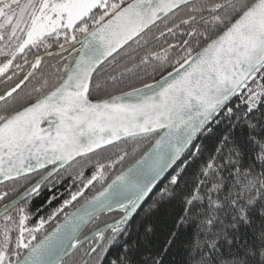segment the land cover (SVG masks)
I'll use <instances>...</instances> for the list:
<instances>
[{"label": "snow or ice", "instance_id": "obj_1", "mask_svg": "<svg viewBox=\"0 0 264 264\" xmlns=\"http://www.w3.org/2000/svg\"><path fill=\"white\" fill-rule=\"evenodd\" d=\"M182 9L189 39L146 48L156 22L172 33L166 21ZM137 48L143 55L128 67ZM46 58H55L51 71L21 96ZM153 59L152 73L166 74L145 73L152 82L140 77V87L111 94L109 85ZM18 73L0 92V201H8L0 264H67L78 252L76 264H102L116 244L124 251L110 264H165L179 231L193 226L182 264H264V0H0V77ZM234 98L241 104L230 107ZM213 126L218 140L183 195L176 230L141 259L138 241L118 237L161 177L191 149L201 152L194 141ZM137 153L108 182V170ZM65 173L72 184L60 193ZM96 182L101 189L87 196ZM42 193L48 206L59 203L33 223L29 204ZM113 212L119 218L100 226Z\"/></svg>", "mask_w": 264, "mask_h": 264}, {"label": "trees", "instance_id": "obj_2", "mask_svg": "<svg viewBox=\"0 0 264 264\" xmlns=\"http://www.w3.org/2000/svg\"><path fill=\"white\" fill-rule=\"evenodd\" d=\"M186 12V9H182L178 11L175 16L170 15L171 18L166 21L167 27L173 29L172 33H169L166 30L164 22H160L152 27L149 36L145 37V39L149 41L145 47L159 51L161 48H166L167 44H177L183 39H189V37L185 35V33L190 30L189 26L180 25V20L187 18ZM174 24L180 25V27L176 28L173 26ZM162 31L164 32V35L160 36V32ZM133 47L136 48L135 45H133ZM177 51L178 49L169 50V57L172 58L176 56ZM40 52L43 53V49H41ZM129 55L133 57V59H125L123 63L128 67H131L132 63L139 62V56L143 55V52L137 48L136 52H130ZM49 60H51V63H55V58H46L45 63H42L41 68L37 71L36 77L30 78L29 81L20 90H18L21 96H24L25 93L29 92L34 86H36L41 73L47 74L51 71V69L48 67ZM157 63L158 62L153 59L148 67H141L140 69L134 70L132 73L124 74L123 78L118 80L114 85H109V91L111 94L115 95L122 91H128L131 89V87H140V77H143L144 82L146 83L152 82L151 79L145 75V73H150L152 74L153 78L159 79L160 75L166 74V71H157L153 74L152 68L156 67ZM168 70H170V67ZM19 74L20 73H18L16 76H13L12 81H6L5 77H0V81H5L4 83H0V92H2L6 86H14L15 83L18 82L19 78L22 77V75L18 77ZM8 75H12V73L9 71ZM237 104H241V101L238 98H234L232 104L229 106L234 107ZM221 128H223V125H221ZM237 131L239 133L240 129ZM219 132L220 129H217L215 126H213V132L211 134L205 132L197 137L194 144L200 147L201 152L196 154L195 148H193L191 149V153L186 154V162L179 163L178 166L172 170V172L163 180L160 186L151 194V198L147 199V202L143 203L142 207L139 208L136 214L130 219L126 233L118 237V240L128 241L129 243L138 241L141 247V259L146 257L149 253L155 254L163 247L165 240L168 239V233L176 230L175 225L180 215H182L183 195L191 189L195 180L199 178L201 167L212 154L219 137ZM148 147L149 145L144 143L142 151L147 150ZM139 154L140 153H137V155L134 157L126 158L125 162L122 165H117L115 169H109L108 182L121 170L133 164L135 160L139 158ZM177 173L181 175V182L178 186H174L170 183V180L171 177ZM85 175H90L88 168L85 169ZM32 179H39V176L33 174ZM21 183H23V181H21ZM71 184V178L67 173H65L62 185L57 186L59 192L64 193L65 189L70 188ZM77 186H79V182H77ZM100 189L101 183L96 182L94 183V186H91L90 189L86 191V195L91 196ZM165 189H168V191L172 192L173 195L162 198L161 193H163ZM45 194L46 193H42V195L39 197H33L29 204L30 210L34 213L32 220L33 223L36 222L37 216L47 215L48 212L51 211V208H54L59 203L58 200L51 207L48 206L44 200ZM11 198H13L12 195H10L9 199ZM7 202V200L0 201V205ZM153 205L155 206L153 207ZM36 208H43L44 211L41 213H36ZM71 210V208L67 209V211ZM119 215V212L105 213L99 218L98 223L100 226H103L105 222L111 223L114 219L119 218ZM62 218L63 216L61 215L57 218V221L46 224V229L49 231ZM93 227H95V225H93ZM147 228H150L152 231L146 235L145 230ZM194 231V226L188 228L187 230L179 231L176 244L172 247V249H170L169 255L165 258V264H182L185 256V248L191 244ZM39 235H43V233ZM123 251L124 249L120 246V244L113 245L109 252L105 254L102 264H110L111 261L116 260L118 256L122 255ZM79 256L80 253H76L72 259L67 261V264H76V262L79 260Z\"/></svg>", "mask_w": 264, "mask_h": 264}, {"label": "water", "instance_id": "obj_3", "mask_svg": "<svg viewBox=\"0 0 264 264\" xmlns=\"http://www.w3.org/2000/svg\"><path fill=\"white\" fill-rule=\"evenodd\" d=\"M170 15H171V14H170ZM160 22H161V21H157V22H156V25H157L158 23H160ZM153 27H154V26H153ZM41 54H42V53H41ZM27 82H28V81H25V84H26ZM25 84H24V85H25ZM24 85H22L21 88H22ZM18 90H20V89H18ZM195 141H196V140H195ZM195 141H194V143H195ZM186 154H187V153H186ZM179 163H180V162H178V164H179ZM128 167H129V166H128ZM176 167H177V166H174L173 169H175ZM125 169H126V168H125ZM173 169H170L168 173H165V175H164L163 177H161V180L158 182V187H159L160 184L163 182V180H164V179H165V178H166V177L172 172ZM118 174H119V173H118ZM32 175H33V174H32ZM115 176H116V175H115ZM115 176H114V177H115ZM114 177H113V178H114ZM113 178H112V179H113ZM110 181H111V180H110ZM110 181H109V182H110ZM5 183H7V182H5ZM158 187H157V188H158ZM155 190H156V189H154V191H155ZM98 191H99V190H98ZM138 210H139V209H137V211H138ZM137 211H136V212H137ZM135 214H136V213H134L133 216H134ZM62 220H63V218H62L60 221H62ZM53 227H55V225H54ZM53 227H52V228H53ZM52 228H51V229H52ZM51 229H50L49 231H51Z\"/></svg>", "mask_w": 264, "mask_h": 264}, {"label": "flooded vegetation", "instance_id": "obj_4", "mask_svg": "<svg viewBox=\"0 0 264 264\" xmlns=\"http://www.w3.org/2000/svg\"><path fill=\"white\" fill-rule=\"evenodd\" d=\"M32 58H33V54L30 53L29 56H28V59L31 60ZM19 62L22 63V61H19ZM24 68L27 70L28 67L24 65ZM10 72H11V70H10ZM11 73H12V72H11ZM21 75H23V73H20L18 77H20Z\"/></svg>", "mask_w": 264, "mask_h": 264}]
</instances>
